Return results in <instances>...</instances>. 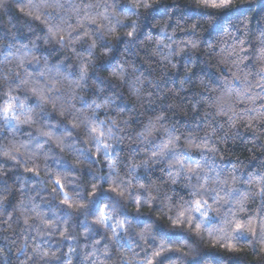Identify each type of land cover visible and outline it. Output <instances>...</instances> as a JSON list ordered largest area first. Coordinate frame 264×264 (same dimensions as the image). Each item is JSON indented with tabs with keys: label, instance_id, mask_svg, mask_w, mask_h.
<instances>
[{
	"label": "clouds",
	"instance_id": "clouds-1",
	"mask_svg": "<svg viewBox=\"0 0 264 264\" xmlns=\"http://www.w3.org/2000/svg\"><path fill=\"white\" fill-rule=\"evenodd\" d=\"M0 264H264V0H0Z\"/></svg>",
	"mask_w": 264,
	"mask_h": 264
}]
</instances>
